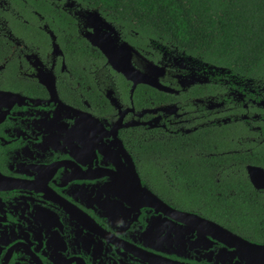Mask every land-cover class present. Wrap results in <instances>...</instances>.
<instances>
[{
	"label": "flooded vegetation",
	"instance_id": "obj_1",
	"mask_svg": "<svg viewBox=\"0 0 264 264\" xmlns=\"http://www.w3.org/2000/svg\"><path fill=\"white\" fill-rule=\"evenodd\" d=\"M0 264H264V79L0 0Z\"/></svg>",
	"mask_w": 264,
	"mask_h": 264
},
{
	"label": "trees",
	"instance_id": "obj_2",
	"mask_svg": "<svg viewBox=\"0 0 264 264\" xmlns=\"http://www.w3.org/2000/svg\"><path fill=\"white\" fill-rule=\"evenodd\" d=\"M139 35L264 79V0H78Z\"/></svg>",
	"mask_w": 264,
	"mask_h": 264
},
{
	"label": "water",
	"instance_id": "obj_3",
	"mask_svg": "<svg viewBox=\"0 0 264 264\" xmlns=\"http://www.w3.org/2000/svg\"><path fill=\"white\" fill-rule=\"evenodd\" d=\"M123 47H129L127 44H122ZM130 48V47H129ZM108 63L115 68L117 71L121 72L128 80H132L135 84L137 83H144V84H149L148 79L145 76H142L135 68L131 66L128 60L123 61V60H113L108 58ZM153 86H156L152 84ZM133 176L135 179H137V190L145 195H148L149 198H152L154 201H158L155 196L150 194L145 188L141 186L140 180L136 173L133 171ZM185 217H190V215L187 214H182Z\"/></svg>",
	"mask_w": 264,
	"mask_h": 264
}]
</instances>
